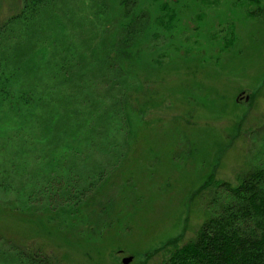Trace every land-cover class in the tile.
Returning a JSON list of instances; mask_svg holds the SVG:
<instances>
[{"label": "rangeland", "instance_id": "1", "mask_svg": "<svg viewBox=\"0 0 264 264\" xmlns=\"http://www.w3.org/2000/svg\"><path fill=\"white\" fill-rule=\"evenodd\" d=\"M123 1L54 0L33 22L28 42L35 35L46 41L51 61L89 65L110 48ZM158 1L137 0L151 26H159ZM175 4V26H159L162 35L154 41L137 38L122 64L130 132L119 165L101 183L72 184L67 196L59 183H30L51 152L31 146L23 132L28 146L0 152V168L12 181L0 186V235L29 251L42 249L55 264H161L159 250L176 238L186 241L209 216L214 183L237 182L254 165L264 150L257 132L264 124V0L261 6L238 0ZM23 5L0 0V23ZM49 65H42L49 72L26 68L24 83L39 82L42 73L52 77ZM53 151L61 153L58 146ZM11 157L16 167L10 172ZM89 162L94 170L95 163L110 167L111 159L97 151ZM77 189L87 191L75 203Z\"/></svg>", "mask_w": 264, "mask_h": 264}, {"label": "trees", "instance_id": "2", "mask_svg": "<svg viewBox=\"0 0 264 264\" xmlns=\"http://www.w3.org/2000/svg\"><path fill=\"white\" fill-rule=\"evenodd\" d=\"M53 1L24 0L20 12L0 23V152L15 145L28 146L29 138L23 133L28 132L31 146L39 151L42 148L45 155L46 150L51 152L48 166L30 177V183H59L60 190L71 196L72 184L101 183L110 168L119 165L130 132V93L124 88L128 85V76L122 64L132 55L130 47L137 38L150 35L154 41L162 35L159 26L166 30L175 26L179 12L175 2L181 0L158 1L161 12L154 23L159 26L150 25L149 13L139 11L137 0H124L125 5L117 14L118 27L110 48L105 47V55L86 66L77 59L75 63L63 57L61 61H51L49 44L41 43L36 35L28 42L35 33L33 22ZM238 1L261 6V0ZM27 50L32 52L26 53ZM49 61L55 72H51L52 77L41 72L43 77L39 76V82L56 80L53 85L24 83L26 68L49 72L47 67L42 68ZM58 69L62 71L60 74ZM60 77L62 80L58 81ZM131 79L136 83L132 76ZM65 83L68 88L57 87ZM93 90L97 94L91 101L88 95ZM76 94L81 95V102L75 105L72 99ZM109 96L111 103H107ZM257 132L264 140V124ZM58 133L59 139L55 140ZM56 146L61 153L53 151ZM97 151L109 154L110 167L95 163L96 169H92L89 156ZM16 154L18 156L20 151ZM10 161L13 163L11 172L16 163L13 158ZM10 179L9 172L0 168V186L12 183ZM214 184L216 190L207 201L209 216L186 241L176 238L164 245L159 250L161 264H264V150L237 182ZM86 191L77 189L74 202L82 200ZM0 264L55 262L54 257L42 249L29 251L0 235Z\"/></svg>", "mask_w": 264, "mask_h": 264}, {"label": "water", "instance_id": "3", "mask_svg": "<svg viewBox=\"0 0 264 264\" xmlns=\"http://www.w3.org/2000/svg\"><path fill=\"white\" fill-rule=\"evenodd\" d=\"M129 261H131V258H130V257L124 259V262H125V263H128Z\"/></svg>", "mask_w": 264, "mask_h": 264}]
</instances>
